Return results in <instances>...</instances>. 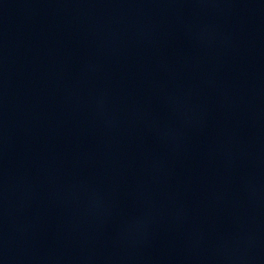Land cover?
I'll return each instance as SVG.
<instances>
[{
    "label": "water",
    "instance_id": "water-1",
    "mask_svg": "<svg viewBox=\"0 0 264 264\" xmlns=\"http://www.w3.org/2000/svg\"><path fill=\"white\" fill-rule=\"evenodd\" d=\"M0 264H264V0H0Z\"/></svg>",
    "mask_w": 264,
    "mask_h": 264
}]
</instances>
